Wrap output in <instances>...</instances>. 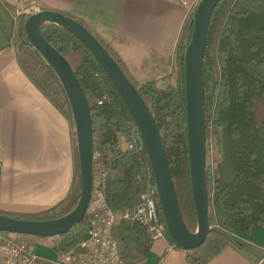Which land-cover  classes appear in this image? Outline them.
Here are the masks:
<instances>
[{
    "label": "trees",
    "instance_id": "trees-1",
    "mask_svg": "<svg viewBox=\"0 0 264 264\" xmlns=\"http://www.w3.org/2000/svg\"><path fill=\"white\" fill-rule=\"evenodd\" d=\"M27 16L21 14L18 17L15 32L18 64L73 126L70 107L58 78L28 42L24 31ZM192 17L193 13L188 14L174 48V81L162 87L157 86L155 80L142 84L134 82L111 47L82 21L71 17L82 24L114 59L151 113L166 154L182 220L190 232L195 231L196 217L188 170L183 54L190 40ZM40 33L68 61L86 96L92 152L101 154L107 173L105 199L116 215L111 235L119 243L121 257L138 263L149 252L152 241L144 227L121 217L125 208H131L137 202L140 189V182L134 179L137 158L147 159L145 151L139 155L120 147V134H136L132 117L97 60L73 34L51 23L42 24ZM201 72L210 231L199 247L185 251L186 261L190 264H206L216 258L231 243L229 233L243 237L256 227L264 228V0L218 2L207 27ZM209 139L220 148L213 168L207 162ZM73 161V179L63 199L34 214H3L28 220H51L71 211L80 194L75 139ZM158 211L164 223L160 204ZM86 228L84 218L73 224L68 232L58 236L52 247L54 252L60 256L75 250L85 236ZM166 238L180 249L167 231ZM48 259L38 256L31 264H49Z\"/></svg>",
    "mask_w": 264,
    "mask_h": 264
},
{
    "label": "crops",
    "instance_id": "crops-1",
    "mask_svg": "<svg viewBox=\"0 0 264 264\" xmlns=\"http://www.w3.org/2000/svg\"><path fill=\"white\" fill-rule=\"evenodd\" d=\"M82 21L107 43L137 84L173 83V52L185 9L177 0H0V212L34 214L63 199L73 179V128L17 61L15 32L28 5ZM36 255L56 258L51 239L16 234ZM227 244L206 264H264V228ZM41 252H37L36 250ZM186 252L152 241L136 264H190Z\"/></svg>",
    "mask_w": 264,
    "mask_h": 264
},
{
    "label": "water",
    "instance_id": "water-1",
    "mask_svg": "<svg viewBox=\"0 0 264 264\" xmlns=\"http://www.w3.org/2000/svg\"><path fill=\"white\" fill-rule=\"evenodd\" d=\"M220 0H199L192 17L190 40L184 49V109L187 136L190 191L196 228L190 232L183 223L160 134L147 106L131 81L97 39L78 21L53 10L35 11L27 16L24 31L32 48L53 70L67 98L75 134L80 174V194L74 208L51 220H28L0 213V232L54 237L79 223L88 204L92 185V130L86 96L68 61L51 47L40 33L42 24L59 25L73 34L97 60L132 117L142 139L157 190L160 210L171 240L184 251L199 247L210 231L205 184V128L203 111L202 59L212 11Z\"/></svg>",
    "mask_w": 264,
    "mask_h": 264
},
{
    "label": "built area",
    "instance_id": "built-area-1",
    "mask_svg": "<svg viewBox=\"0 0 264 264\" xmlns=\"http://www.w3.org/2000/svg\"><path fill=\"white\" fill-rule=\"evenodd\" d=\"M179 2L186 5L187 0H179ZM33 12L35 10L29 4L24 14L30 15ZM133 129L136 134H120L122 149L143 155L144 143L135 125ZM137 162L134 174V179L140 182L137 202L131 208H125L121 217L144 227L151 241L165 240L166 228L159 217V199L148 159L138 156ZM106 175L101 154L92 152V187L83 217L87 223L85 236L75 250H70L56 258H49V264H136L121 257L119 243L111 235L116 215L105 199ZM15 235L0 232V264H31L38 255L27 243L13 238ZM256 264H261V261Z\"/></svg>",
    "mask_w": 264,
    "mask_h": 264
},
{
    "label": "rangeland",
    "instance_id": "rangeland-1",
    "mask_svg": "<svg viewBox=\"0 0 264 264\" xmlns=\"http://www.w3.org/2000/svg\"><path fill=\"white\" fill-rule=\"evenodd\" d=\"M177 1L179 2V0H177ZM198 2H199V0H187L186 5L180 4L185 9V12H184V21L186 20L188 14L193 13V11H194V9H195V7H196V5H197ZM16 46H17V44H16ZM72 128H73L72 129L73 130V137L75 138L74 127L72 126ZM120 147H121V149L123 148L122 141H120ZM219 151H220V148H216L214 146L212 140L209 139L208 153H207V162H208V165H209L210 168H213V166H214V159L216 157V154L219 156ZM212 227L218 228L216 225H212ZM228 235L230 237L231 242H233V243H236V242L238 243V242L242 241V239H243L242 237H240L238 235H235V234L229 233ZM51 238H53V237H47V239H51ZM36 251L37 252H41L40 249L39 250L37 249Z\"/></svg>",
    "mask_w": 264,
    "mask_h": 264
}]
</instances>
